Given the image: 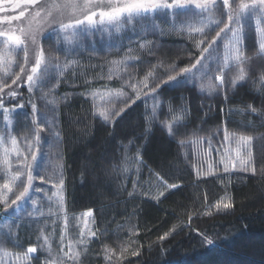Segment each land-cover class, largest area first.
I'll use <instances>...</instances> for the list:
<instances>
[{"label":"trees","instance_id":"16d2710c","mask_svg":"<svg viewBox=\"0 0 264 264\" xmlns=\"http://www.w3.org/2000/svg\"><path fill=\"white\" fill-rule=\"evenodd\" d=\"M137 37L133 43L140 42ZM162 38L159 49L150 47L127 55L135 59L132 66L147 63L150 67L135 68L140 98L132 90L135 102L111 124L95 116L94 105L85 95L70 96L58 104L65 201L62 216L91 212L96 240L110 251L103 260L97 242L90 243L82 249L87 264H264V170L199 177L182 145L162 128V124L179 121L182 138L222 127L248 137L264 135V87L255 80L252 85L242 83L224 94L207 96L194 86L169 83L157 94L145 96L149 88L167 78L169 65L175 63L178 71L199 56L200 51L186 45L193 59L187 58L169 38ZM151 55L158 64L148 63ZM91 61L84 70L91 72L95 64ZM34 62L33 49L26 67L30 70ZM157 65L156 78L149 79V88H144L140 82ZM9 85L19 94L5 98L4 107L23 104L20 109L32 110L31 102L36 103L33 93L22 82ZM8 91L0 96L6 97ZM152 95L161 107L149 125L146 115H151ZM172 184L177 187L169 188ZM223 203L233 207L223 209ZM126 225L131 229L128 235L112 236ZM206 238L215 243L207 245ZM114 240L122 243L121 250L112 245Z\"/></svg>","mask_w":264,"mask_h":264},{"label":"snow or ice","instance_id":"6c2138e0","mask_svg":"<svg viewBox=\"0 0 264 264\" xmlns=\"http://www.w3.org/2000/svg\"><path fill=\"white\" fill-rule=\"evenodd\" d=\"M221 0H8V8H0V94H4L5 89H9L6 97L0 96V109H3L5 121L13 123L9 118L14 115L16 108H23L24 105H17L15 108L9 109L4 107V99L7 97L15 98L19 94L16 89L5 82V79L13 76L12 84L20 85L21 82L27 87L29 93L46 85V82L52 78L53 71L63 75L64 70L70 66L76 65L78 61L68 60L67 57L76 53L82 47L86 38H91L95 32H104L111 35L113 32L120 35L124 29H130L133 34L145 36L148 33L162 31L157 17L164 15L170 19V27L181 33L187 32L190 39L195 35L205 37V39L196 40L195 47L200 50L194 62L188 66L180 68L178 71L177 65L172 63L168 66L167 78L161 80L155 87L149 88V79H154V73L160 65L154 66L140 83L144 88H149V94H157L158 89L163 85L172 84H192L198 82V91L204 93L205 90L209 94H217L221 89L227 91L226 88V73L233 66L238 68L237 74L231 81L235 88L240 82L246 80L245 69L242 65L246 61L243 51V41L246 35V30L252 27L254 20L255 32L259 46V54L264 55V0H222L223 10L220 8ZM31 8V10H29ZM16 10L19 14L16 15ZM12 12L13 14H8ZM27 13V15H26ZM227 15V22L222 19L223 15ZM183 15V19L177 20V17ZM14 21H19V25H14ZM223 24V27L220 25ZM215 28V36L207 40V35ZM54 33L57 37V52H62L65 61L61 62L59 56L46 55L45 49L40 46V41L45 34ZM224 41L223 49L219 46V42ZM151 42L144 41L140 43L141 49L150 48ZM114 47L115 45H110ZM35 50V62L30 67H26L31 59V51ZM23 52L24 63L20 65V71L14 73V66L17 63L18 53ZM130 57H124L123 60L111 61L114 69H119L120 65L129 60ZM216 72L214 77L211 75ZM26 76V80L22 77ZM207 78V83H204ZM112 79V75L108 76ZM215 81V83L213 82ZM59 83V81L57 82ZM132 88L136 89L137 85L132 84ZM99 93L93 91L90 95L95 98ZM106 97H121L125 93L120 89H109L103 93ZM141 91H137V99L140 98ZM154 100L151 115H146V120L149 125L157 117L161 103L156 99V95H152ZM43 99V97H41ZM135 101H133L134 103ZM127 106V105H126ZM33 124L37 123L38 109L37 104L31 102ZM255 111V109H253ZM125 112V108H120L112 116L108 109H101L98 112L99 117L104 122L110 119L121 116ZM183 113V109H181ZM177 125L179 121L176 122ZM7 126V125H6ZM48 126L52 127V122H48ZM173 125H169V135L173 134ZM44 129L37 127L33 140L27 142V154L17 143V139L8 133V139L5 140L3 135H0V179L4 180L0 184V204L3 205V212L0 216H4L5 223L0 225V228L8 229V235H12V223L20 219L19 212L23 206L31 201L32 210L28 213L32 217L37 212L43 215L38 207L39 202L32 198V192L40 193L45 191L37 187L34 183L36 179L45 181L43 175H34L37 172L38 152L40 149L41 136L40 133ZM150 131V128H149ZM57 138H58V134ZM27 140V138H25ZM224 140H229V134L225 131ZM251 142V137H241L236 141L237 158L240 163V170L247 171L248 163L240 158V146ZM185 143L181 141V144ZM193 143H198L194 141ZM10 145V146H9ZM36 148V151H33ZM228 148L224 149L221 155L220 163L224 164V172L229 171ZM29 155L31 159H29ZM15 157L14 167L11 157ZM142 163V161H139ZM235 167V165H233ZM62 170V166H61ZM255 174V169H252ZM26 178V179H25ZM55 191L51 196H48L49 201L55 199L61 212L64 210V181L60 180L59 185H54ZM169 188H176L177 185H168ZM18 190V194L16 191ZM9 193L15 196L10 199ZM161 196L164 193H160ZM10 200V203H9ZM221 207L217 204V208ZM223 209L233 207L231 203H223ZM11 210L14 219L8 216ZM51 211V209H49ZM87 215V214H86ZM11 221V222H9ZM91 235H95L91 233ZM168 235L162 236L163 240ZM63 238V233L61 234ZM48 238L45 237V243ZM85 243L84 240L80 241ZM215 241L211 238H206V244L211 246ZM107 251H110L107 250ZM35 247L29 246L26 254L23 257H17L18 260L26 261L30 254L36 253ZM69 253L74 258L78 253L74 252L72 247H69ZM65 253V255H69ZM135 254V253H134ZM5 256L11 255L7 251Z\"/></svg>","mask_w":264,"mask_h":264},{"label":"rangeland","instance_id":"374dc122","mask_svg":"<svg viewBox=\"0 0 264 264\" xmlns=\"http://www.w3.org/2000/svg\"><path fill=\"white\" fill-rule=\"evenodd\" d=\"M8 7V0L5 2L0 0V8ZM220 8L223 10L222 0ZM29 10H31V8ZM8 14L13 13L9 12ZM15 14L18 15L19 10H16ZM180 19H183V15L177 17V20ZM222 19L224 22H227V15L224 14ZM157 21L160 23L162 31H157L155 33L150 32L145 36H140V38L127 28L124 29L120 35L114 32L111 35L104 32H95L91 38H86L82 47L79 48L76 53L67 57L68 60H76L78 63L64 70L63 75L53 71L52 78L46 82V85L33 92L38 109L37 123L35 125L33 124L32 110L27 112L19 108L20 110L15 111L14 115L9 118L13 121V123L10 124L5 121L4 113L0 112V135H3L5 140H7L8 133L11 132V135L17 139L18 145L26 154L27 142L28 140L34 139L36 128L41 127L44 129L40 133L41 142L38 152V166L34 165V167H37V172L34 173V175H43L46 177L45 181L39 179L34 181L37 187L45 191L31 193L32 198L39 202L38 207L41 209L43 215L37 212L32 217H29L28 213L32 210L33 206L31 201H28L18 214L20 219L12 223L11 236L7 234L8 229L0 228V264H87V258L82 257V249L93 242H97L96 246L99 253H102V259H107L108 248L98 243L95 237L96 235H91V233H94L91 212L64 218L62 216L64 211H60L55 199H53V201L47 199V197L51 196L55 191L54 185H59L60 180H64L63 167L61 170V166L63 165L61 145L59 135L58 138L56 135L58 134L56 110L58 104L65 102L68 97L79 94L85 95L92 101L94 105V114L102 121L103 119L98 115L99 110L108 109L112 116H115V112L119 111L120 108H126L135 98V96H130L132 90H134L135 94L136 91H138L137 88L134 89L131 85L136 84L137 87H139L137 82L134 81L136 77L134 74H137V69L135 68H142L147 63L134 67L132 65L135 63V59H129L121 64L119 69H114L111 61L123 60L127 55H131L133 51L141 52L143 49L140 48V42L149 41L151 42L150 47L159 49L162 47V44L160 45L158 41L163 39L162 37H165L164 39L166 40L169 38L170 41L168 42H172L173 45H175L174 47L178 48L177 50L180 54H184L187 58H192V54L185 47L186 45L191 46L195 52L200 51L195 47L196 40L205 39V37L195 35L194 38L190 39L187 32L181 33L173 30L169 26L170 19L167 16L160 15L157 17ZM13 23L14 25H19V21H14ZM252 25V27L246 30L243 41V51L247 59L242 67L245 69L246 80L239 84H251L255 80H258V84L264 87V55L259 54L254 20L252 21ZM220 27H223V24H221ZM216 31H219V28H215L211 31L206 39L210 40L215 36ZM136 37L140 39V42L133 43L132 40ZM128 38H130L129 42L127 41ZM2 39L3 38H0V40ZM56 41V35L49 32L41 39L40 46L45 49L46 55L59 56L61 62H64L65 57L63 53L57 52L56 50ZM160 42L163 43L162 41ZM223 43L224 41L219 42L221 51L223 49ZM110 45L115 46L111 47ZM127 51H129V53L124 54ZM151 56L148 63L158 64L159 61H155L156 56ZM16 59L17 63L14 66V73L19 72L20 65L24 63L22 51L18 53ZM91 60H94L95 64L91 66V72H88L84 69L92 62ZM162 62H165V60ZM146 66L148 68L150 67L149 64ZM237 72L238 68L235 66L227 71L225 77L227 81L226 92L233 90L234 87L231 81ZM216 74L218 73L213 72L211 75L214 77ZM109 75H112L111 80L108 79ZM0 76H2V74H0ZM13 78L14 75L6 78L5 82L10 84ZM58 81L59 83H57ZM213 82L215 83V81ZM204 83H207V78H205ZM198 84L199 82L196 85H172L194 86L198 91ZM109 89H120L125 95L121 97L104 96L103 93ZM93 91L99 93L95 98L90 95ZM226 92L224 89H221L217 94H224ZM201 94L207 96L216 95L209 94L207 90ZM41 97H43V99H41ZM149 99L151 102L150 109L152 110L154 100L151 97H149ZM113 120L114 119H110L108 122L103 121V123L111 124ZM49 121L52 122V127L48 126ZM169 125H173L172 135H169ZM162 128L170 137L177 139L180 144L181 141L185 142L181 145L186 154L188 153V156L191 158V165L195 168V172L199 177L217 178V176L224 175L253 174L252 169H255L256 172L257 168L259 171L264 170V160H258V158L264 157V135L251 137L250 143L240 146V158L249 161L248 170L242 171L240 170V163L237 158L236 141L241 137L248 138L247 135L232 133L227 131L225 127H222L219 131L217 130L212 133H189L184 137L186 139H184L182 138L179 124L177 125V123L173 122H171V124H162ZM225 131L229 134L228 141L224 140ZM25 138H27V140ZM194 141H198V143H193ZM225 148L231 150L228 154V172H224V164L220 163L221 155L224 153ZM33 151H36V148H33ZM11 159L14 162L13 166L18 167V165L15 164V157L13 156ZM29 159H31L30 155ZM197 164L198 167H196ZM233 165H235V167H233ZM3 183L4 180L0 179V184ZM14 191L18 194V190L14 189ZM9 196L10 199L15 198L11 193H9ZM0 209H3L2 204H0ZM49 209H51V211H49ZM8 216L14 219L11 210ZM4 223V216H0V225ZM130 232V227L126 225L120 228L117 235L113 234L112 236H125ZM62 233L63 238H61ZM45 237L48 238L47 243H45ZM121 239L123 240V238ZM81 240H84L85 243L81 244ZM112 245L119 246V249L122 243L114 240ZM29 246L35 247L37 252L30 254L26 261L21 262L17 257H23ZM70 246L74 252L78 253L77 257L69 258L71 256V253H69ZM119 250H121V248ZM5 251L11 253V255L5 256ZM65 253H69V255H65ZM92 259H95V257H92Z\"/></svg>","mask_w":264,"mask_h":264}]
</instances>
